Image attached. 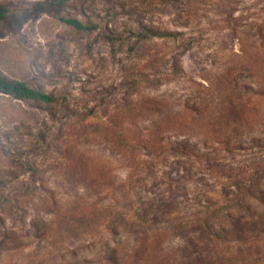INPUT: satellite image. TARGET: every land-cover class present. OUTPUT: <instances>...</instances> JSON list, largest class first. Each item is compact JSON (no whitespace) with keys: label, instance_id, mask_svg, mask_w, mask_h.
Wrapping results in <instances>:
<instances>
[{"label":"rangeland","instance_id":"rangeland-1","mask_svg":"<svg viewBox=\"0 0 264 264\" xmlns=\"http://www.w3.org/2000/svg\"><path fill=\"white\" fill-rule=\"evenodd\" d=\"M0 2L18 7L0 21V74L55 98L42 103L0 93V264L121 261L134 236L121 225L111 227L137 200L167 195L173 214L191 221L190 226L205 216L203 206L211 202L232 215L239 197L257 204L243 187L264 190L262 170L253 178L240 176L237 187L236 180L210 176L191 159V176L183 179L186 192L171 195L164 173L179 178L187 173L183 165L191 164L180 151L164 161L168 133L150 142L161 153L158 161L136 169L130 150L123 153L102 131L118 121L126 126L158 123L164 111L180 113L186 104L210 105L207 77L254 93L263 107L264 82L241 68L240 53L252 43L259 52L264 49V0H70L60 8L49 0ZM61 17L96 28L77 29ZM146 28L172 34L135 36ZM137 105L160 111L134 118ZM238 136L246 148L222 149L224 161L251 167L264 158V114ZM207 148L213 147L201 145ZM78 157L103 167L109 184L96 193L90 190L73 166ZM178 159L185 164L177 166ZM76 200L81 211L77 223L69 214ZM92 202L95 223L88 215ZM190 226L168 243L184 249L201 243ZM251 245L264 252V236Z\"/></svg>","mask_w":264,"mask_h":264},{"label":"trees","instance_id":"trees-1","mask_svg":"<svg viewBox=\"0 0 264 264\" xmlns=\"http://www.w3.org/2000/svg\"><path fill=\"white\" fill-rule=\"evenodd\" d=\"M69 1L49 0L51 5L58 8ZM17 9L18 7L12 3L0 2V21ZM61 20L77 29L96 28L75 17H61ZM134 34L139 38H144L150 35L170 36L172 33L157 32L146 28ZM254 46L255 44L252 43L248 47H242L240 66L255 76L258 82H264V49L259 52ZM205 80L207 81L205 89L210 100L213 101L210 105L186 104L180 111L181 115L174 113L173 110L164 111L162 113L164 120L158 123H146L147 125L141 126L142 121H132V123L128 122L129 126H126L118 121L102 131L105 134L104 138L114 145L117 143L123 153H126L127 149L130 150L131 162L136 169L144 165L151 166L158 161L161 153H158L156 148H151L150 142L157 143L159 134L168 133L170 138L162 153L164 161L168 160L169 155L180 151L186 155L191 164L187 163L184 166L185 162L182 160L176 161L177 166L183 165V169L187 171L179 178L178 176L172 177L169 171L164 173V177L169 180L171 195L175 192L184 195L186 192V183L183 179L191 176L190 169L193 165L191 159L200 161L210 176L236 180L237 187L241 182L238 180L240 176L253 178L260 170L264 171V158L259 157L253 166L248 167L234 166L220 156L222 149L232 152L234 149L246 148L245 140L239 138L238 134L241 128L251 125L256 118L264 114V106H261L262 100L258 99L260 102H257L254 93L245 94L233 89L231 82L225 85L223 81L212 82L208 77ZM0 93L17 100L55 102L50 92L32 86L25 80L2 74H0ZM159 111L158 107L152 105L150 108L137 105L131 116L140 118L148 112L154 114ZM179 115L182 116V121L178 120ZM235 134L237 135L234 136ZM193 137H195L194 141H192ZM207 144L213 148L202 150L201 145L206 147ZM146 156L149 158L147 159ZM73 166L77 174H84L88 187L93 192L96 193L100 188L103 189L106 184H109L110 178L103 171V167H96L93 160L78 157L75 158ZM134 173L137 172L133 171L130 176H134ZM243 188L257 204L246 203L242 197H239L238 212L232 215L208 200L211 204L203 206L205 216H197L191 224L194 226L192 227L194 235L198 239L202 238L201 243L197 245L191 243L186 249L178 244L168 243L173 236L185 235L191 221L173 214L175 211L171 207L174 205L167 195L159 199L151 198L145 203L137 200L129 209L119 214L118 221L111 227L112 230H116L121 225L124 231L134 236V241L121 261L111 260L110 264H264V252L259 250L258 246L252 247L251 245V241L264 236V190L255 189L251 184H245ZM180 190H184V193ZM79 204V200H76L69 208L71 210L69 214L72 213L73 222L76 223L78 220L75 217L81 212ZM93 205V202L90 203L91 210L88 214L91 223L98 221L92 210ZM106 212L107 210L104 209L102 219L105 218Z\"/></svg>","mask_w":264,"mask_h":264}]
</instances>
